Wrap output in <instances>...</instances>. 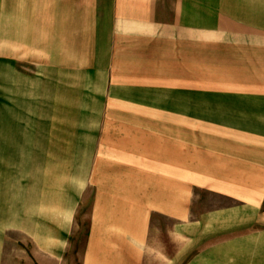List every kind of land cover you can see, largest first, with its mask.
Wrapping results in <instances>:
<instances>
[{
	"label": "crops",
	"instance_id": "obj_1",
	"mask_svg": "<svg viewBox=\"0 0 264 264\" xmlns=\"http://www.w3.org/2000/svg\"><path fill=\"white\" fill-rule=\"evenodd\" d=\"M52 2L33 74L6 14L0 264H65L85 204L80 264H264V0Z\"/></svg>",
	"mask_w": 264,
	"mask_h": 264
},
{
	"label": "rangeland",
	"instance_id": "obj_2",
	"mask_svg": "<svg viewBox=\"0 0 264 264\" xmlns=\"http://www.w3.org/2000/svg\"><path fill=\"white\" fill-rule=\"evenodd\" d=\"M42 1V4H41ZM45 7L43 6V0H25L22 2L21 0H13L10 2L11 4L8 5L7 0H0V101H5V93L6 87L4 85V78H5V63L7 62V40H6V14L7 11L13 9L14 10H21L22 8L24 11L28 12V19L27 25L28 30L24 29V37L25 41L28 43V54L17 55L18 58L15 59V67L21 73H28L33 74L36 70V65L38 63V50L39 48L46 47L51 48L53 46V39H52V16L48 14V10L52 11L53 2L52 0H44ZM39 10H45L46 17L43 18L39 17ZM42 14L44 15L43 11ZM49 16V17H47ZM43 26L41 24H44ZM21 30V29H20ZM16 31V30H15ZM14 31V32H15ZM20 33V32H19ZM41 35L45 36V38L41 37ZM19 39V38H18ZM18 53H15V55ZM23 58V59H22ZM3 78V79H2ZM4 106L5 103L0 102V111L1 106ZM5 107V106H4ZM88 215H89V206L85 204L79 210V214L77 217V227L73 232V236L71 237L70 242V249L67 255V260L65 264H80L81 256L83 254L84 246H85V232L87 230L88 225ZM151 242H156L158 244L157 248L160 249V253L162 255H170L174 250L175 246H172L169 243V240L165 235L158 234V237L154 235V232H151ZM24 246L21 243L11 242V245L8 246L6 255L3 258V264H14L11 262L12 260L20 258L21 250ZM149 262L148 264H164L160 255H149Z\"/></svg>",
	"mask_w": 264,
	"mask_h": 264
},
{
	"label": "trees",
	"instance_id": "obj_3",
	"mask_svg": "<svg viewBox=\"0 0 264 264\" xmlns=\"http://www.w3.org/2000/svg\"><path fill=\"white\" fill-rule=\"evenodd\" d=\"M87 235H88V225H87V230L85 232V242H86ZM70 242H71V240H70Z\"/></svg>",
	"mask_w": 264,
	"mask_h": 264
}]
</instances>
